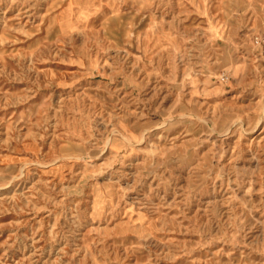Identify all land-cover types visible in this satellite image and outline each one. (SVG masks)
<instances>
[{"label": "rangeland", "instance_id": "rangeland-1", "mask_svg": "<svg viewBox=\"0 0 264 264\" xmlns=\"http://www.w3.org/2000/svg\"><path fill=\"white\" fill-rule=\"evenodd\" d=\"M264 0H0V264H264Z\"/></svg>", "mask_w": 264, "mask_h": 264}, {"label": "built area", "instance_id": "built-area-1", "mask_svg": "<svg viewBox=\"0 0 264 264\" xmlns=\"http://www.w3.org/2000/svg\"><path fill=\"white\" fill-rule=\"evenodd\" d=\"M262 41H264V34L262 35V37L260 38Z\"/></svg>", "mask_w": 264, "mask_h": 264}]
</instances>
